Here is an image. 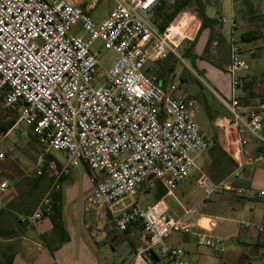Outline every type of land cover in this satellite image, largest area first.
I'll return each instance as SVG.
<instances>
[{"label":"built area","instance_id":"built-area-1","mask_svg":"<svg viewBox=\"0 0 264 264\" xmlns=\"http://www.w3.org/2000/svg\"><path fill=\"white\" fill-rule=\"evenodd\" d=\"M70 1L0 0V98L4 107L18 113L17 123L0 131V210L9 190L1 144L19 123H25L34 128L46 153L59 154L66 161L49 162L52 178L81 166L93 172L94 190L84 211L95 243H103L112 230L125 232L136 222L144 226L135 257L113 264H151L155 255L173 264H188L185 250L165 241L203 227L171 217L164 200L143 206L138 195L154 184L171 195L181 181L196 173V158L215 145L197 122L196 101L187 100L176 83L164 89L157 76L147 72L170 54L180 58L182 41L190 38L179 32L185 27L184 18L175 29L171 24L161 32L154 15L163 0H113L114 8L100 22ZM174 37L182 40L175 42ZM98 42L116 55L110 68H104L95 51ZM231 50L227 71L236 91L239 72L247 62L234 41ZM218 97L231 115L230 145L240 152L248 143L247 134L264 145V104L246 105L237 94ZM257 161L263 163L264 155L245 163ZM245 163H239L238 169ZM199 183L205 201L234 189L229 182L216 183L203 174ZM243 191L238 189L240 194ZM50 194L21 222L34 225L50 213ZM197 235L199 247L226 252L223 238Z\"/></svg>","mask_w":264,"mask_h":264},{"label":"crops","instance_id":"crops-1","mask_svg":"<svg viewBox=\"0 0 264 264\" xmlns=\"http://www.w3.org/2000/svg\"><path fill=\"white\" fill-rule=\"evenodd\" d=\"M94 7H95V3L93 2L89 5H86L83 8H85L90 15V11H92ZM181 14L186 15V13L181 12L180 15H178L171 24L175 25L177 19L179 18V16H181ZM155 15H154V20H155ZM209 17L215 18L216 16L214 15ZM222 23L223 24H221L220 22L218 26L220 28V32L222 33L225 39V44L229 43V48L231 51L230 53H232L231 50L232 41L236 42L235 36H237L238 33L237 22L234 20L232 22L231 27L228 30H226L225 28L224 18L222 19ZM200 25H201V21L198 22L197 29L194 32L193 38H189L182 42L181 47L179 49V54L186 49V47L188 46L187 44L188 41L194 40V38L198 33ZM241 34H240V39H241ZM209 36H210L209 29L202 31L199 34L198 39L196 41V45L193 47V54H195L196 58L195 59L191 58L190 60L194 62L196 66L200 70H202L206 75L215 74L216 76H218L219 80L217 79V83L220 85V88L222 89L221 91L224 92L226 99H229L233 94H237L241 98L242 94L248 92L244 89L243 87L244 84L247 83L248 81H252L254 75L253 73L252 74L250 73V70L252 69L250 64L252 62L251 59L252 57L255 56V54H250V56H248V54L241 55L242 58L246 60L249 71H245L243 74L239 73L241 83L239 88L236 91H234L232 86V77L227 71L228 67H226V71H224L225 69L223 70L220 67L214 65L213 63L207 62L202 58L204 54H208V52L205 51V48ZM255 40L251 42H244L241 40V46H243L244 48L249 46L251 47V45L255 44ZM218 42L219 41L216 39L213 42L212 46L218 45ZM180 60L182 61L181 58ZM253 60L256 61L259 59L256 58ZM155 65H157L156 69L153 68ZM160 67L161 65L157 64L156 62L149 67L147 72L150 75H153V72L159 70ZM222 72L226 73V75L229 77L230 88L228 91H225L221 84L222 83L221 78H223L221 74ZM172 77L173 75L169 77V79L165 83L166 85H164V89H169V85L171 83H174V80L171 79ZM160 84L163 86V82ZM255 89L256 87H254L253 93L249 94L250 97L255 96L254 94ZM185 97L187 98V100H189L187 96ZM223 109L225 110L224 107ZM263 114H264V110H263ZM197 115H196V119H197ZM201 128L205 133L213 137V135L211 133H208L206 130H204L202 126ZM245 138L248 140V143L247 145L241 148L240 152L237 149L233 148L234 154L237 153L236 158H234L231 150H229L225 146L219 145L217 142L218 146L221 149V152L224 151L227 153V157L222 158L221 166L224 168L225 165L228 166L231 165L230 167L233 168V171L230 174H232V176H234L235 179L238 178L237 180L239 182L241 181L243 183L242 184L243 187L239 188L244 190L243 193L241 194L238 193V190H237V194H234V192H232L235 189L233 181L229 182L228 179H225L230 174L228 175L216 174L217 171H220L219 168L221 166H219L218 165L219 163L215 160L216 155L212 151L214 147H211L207 152L203 153L201 156H198L196 158L198 164V170L196 172H199L200 174L207 176L209 179H211L213 182L216 183L229 182L232 184L234 189L232 191H227L214 195L213 196L214 202L208 207L198 206L199 201L193 199L191 191L188 187L182 189L179 187L177 188L179 190L178 193L173 191L171 195L166 194L163 197V199H161L164 200L165 203L167 204L169 208V215L171 217L183 221H192L194 223H198L201 227H203V229H198V228L195 229L194 232L181 233L182 235L179 238H177V240L172 241L170 245L168 244L171 247H179L185 250V252L188 255V259H187L188 264H193L194 262H195L194 264H214V262H217V259L214 258V255L220 256V255H224L225 253H229V257L225 261V264H257L258 263L257 255L261 251V249L264 248L260 245L261 243H264L263 241L264 231L258 232L257 230V227L264 228V162L260 163L257 161L252 165H248L245 162H247L250 158L256 159L259 157V155L261 154L264 155V145L258 142L250 134L245 135ZM219 153H217L218 156H220ZM228 153L230 154V156L232 155L231 158L228 155ZM53 161L59 162V164L62 163L58 161L56 157ZM239 163H245L244 168L241 170L238 169ZM82 167H84L89 173L90 186L87 191V194L84 196V202L82 205L83 215L85 216L84 218L82 216L81 219L82 226L80 229L81 232H79L80 234L78 241L75 240V238L78 232L77 229L79 225L76 226V223L75 224L73 223V221L75 222L76 220L77 213L75 212L73 214V207L66 209L64 206L63 184L65 181L68 180L71 174L60 177L64 180L60 184H58L59 186L57 185V183H59L60 178L56 179L51 177L54 182L50 188V192L58 191V190H60L61 192L60 205L62 210L60 214V223L63 227V230L58 229L57 231H55L53 226V222H52L53 217L49 215L43 217L42 220H40L38 223L34 225H28L21 222L22 217L32 214L35 210H37L39 206L37 208L35 207L31 208L32 213L27 215L20 212L23 210L27 211L30 209H24L21 203L18 202L17 200H13V199L8 200L10 202L6 203L11 188V184H10L9 190L4 197V206L1 210L6 209L4 208L6 204H7L6 207L9 209L0 216V224H2L5 227L7 233L11 234V236L0 237V264H4V261L2 260L3 255L8 256V260L9 262L11 261V264H103L101 257L100 256L98 257V254L101 252L103 253L104 251V248H101L100 244L106 245V243L109 242H103L100 244L95 243L91 238L89 230L86 227L85 218L88 217L85 214L84 207L87 198L94 190V184L92 182V176L94 174L85 166ZM2 169H4V171L7 172L6 161L2 165ZM237 173L239 174L237 175ZM33 185L34 187H36L35 183ZM162 190H163L162 186L154 184L149 191L150 192L154 191L155 199L156 201H158L157 195L160 192L162 193ZM142 192L145 193V190L141 189V191L138 194L139 197L140 194H143ZM30 193L31 191L27 192V196ZM168 197L174 199L175 203L177 204V209L173 205H171L170 202L166 200V198ZM215 197H218V199L216 200ZM203 200H204V196H203ZM219 230L220 232H218ZM65 234L67 235V240L64 242L60 241V238L64 237ZM128 234H130L131 238L134 237L139 238L138 243L129 241L130 242L129 244H123L125 246L126 251H127V245H129L130 247L129 250H131L133 253L132 258H134L141 244L140 239L141 236L143 235V230H139L138 228L132 227L130 228ZM197 234H206L215 237H221L225 240V242L227 239L230 242V244H228L229 248L227 247V243H226L227 250L223 254H217L213 251L210 252L209 250H204L198 246L199 237ZM110 244L112 245V250L113 251L116 250L114 245L112 243ZM94 245H96L98 250L95 248ZM156 256L157 258L155 260L153 259L154 257L151 258V264H162L161 258L163 256H159V255ZM125 259L126 258L124 257L120 261H125Z\"/></svg>","mask_w":264,"mask_h":264},{"label":"rangeland","instance_id":"rangeland-1","mask_svg":"<svg viewBox=\"0 0 264 264\" xmlns=\"http://www.w3.org/2000/svg\"><path fill=\"white\" fill-rule=\"evenodd\" d=\"M167 1L172 2L173 0ZM93 2L94 0L70 1L73 5L83 7ZM204 2L207 5V14L209 16L215 15L220 19L219 22H221V24H223L222 19L224 18L226 30L231 27L234 20L237 22L238 33L237 36H235V40L236 44L240 48V54H248V56H250V54H255V56L251 59L252 62L250 66L252 69L250 70V73L254 74L253 78L256 87V95L254 97H250L249 93L246 92L241 95V99L246 105L260 107L264 104V38H258L255 40V44L251 45V47L249 46L244 48L241 46L240 34L248 30H257L261 33L264 32V26L262 25L260 19H257L256 17L258 15L261 16L264 13V0H204ZM114 6L115 3L113 0H98L94 9L90 11V15L95 21L100 22L110 14ZM182 13H186V15L181 14L175 25L178 24V21H182V17H184L183 24L185 27L179 32H182L184 36L193 38L198 22L200 21L195 13V7H190ZM216 30V39L220 41L223 35L220 32L219 26ZM181 38L182 37H174V41H181ZM97 50L99 51L98 54L100 61L104 63V68H110L111 62L116 60V55L113 52L106 50L100 42H98L95 46V51ZM230 52L229 43L225 45L220 44L219 46L213 45L210 49V53L208 51V54H204L203 59L207 62L213 63L223 70L225 69L224 71H226V67H228L231 62L232 53ZM256 58L259 60L254 61L253 59ZM177 64V68L174 75L172 74L173 77L171 79L174 80V83L179 85L184 96H187L189 100L196 101L198 108L197 122L204 130L213 135L219 145L225 146L231 150L232 154H234L233 148L236 149V146L234 147V145H230L233 130L228 126V121L231 119V115L226 107L223 106L224 104L222 105L221 101H219L218 96L224 97L225 99L226 96L224 92L221 91L222 89L220 88V85L217 83L218 76L215 74L206 75L188 58L182 59V61H179ZM153 68L156 69L157 65ZM245 71H249L248 66L245 70H241L239 73L243 74ZM221 74L223 77H220L222 87L225 91H228L230 88L229 77L226 73L222 72ZM11 114L15 117L18 115L16 111H12ZM1 151L6 154L5 161L7 164V172L2 169L4 174L3 177L9 181V185L11 184L8 195L9 197L7 198L6 203L10 202L8 200L13 199L20 202L24 209H31L33 207L37 208L50 194L48 180H50L51 175L49 174V164L47 163V159L45 157L47 153L37 141L34 128L26 125L25 123H19L16 130L12 131L9 134V137L1 144ZM228 155L230 156L229 153ZM54 156L58 159V161L62 163L66 162L59 154H55ZM231 157L232 155L230 158ZM230 166L225 165V168ZM44 169L47 177L46 181L40 187L37 194H34V196L32 195V197L27 196V192L30 191L31 186L40 176L43 175ZM216 174L221 173L217 171ZM201 177L202 174L199 172L194 173L189 178L181 181L174 189V192L178 193L179 190L177 188L179 187L181 189L188 187L191 191L193 199L199 201L198 206H210L214 202V197H212L210 201L203 200L204 194L199 183ZM89 178L88 171L81 166L73 168L70 177L63 184L64 206L66 209L73 207V214L75 212L77 213L76 220L75 222L73 221L74 224L76 223V226L79 225L75 238L77 241L80 234L79 232H81V219L82 216L83 218L85 216L83 215L82 205L84 202V196L87 194L90 186ZM225 179H228L229 182L233 181L235 189L232 192H234V194H237V190L240 187H243V183L241 181L239 182L237 180L238 178L235 179L232 174ZM58 184L59 183H57V185ZM142 193L143 194H140L139 197L141 205L146 206L156 201L154 191ZM215 199L217 200L218 197H215ZM166 200L177 209V204L173 198L168 197ZM6 205L4 208H7ZM87 222L88 218H85V224H87ZM218 232H220V230ZM181 235V233L173 234L170 238L166 239L165 243L170 245L172 241L177 240V238ZM129 241L138 243L139 238H131L130 234L118 232L116 230L110 231L107 239L104 241L109 243H106V245L100 244L101 248H104V251L103 253H99L98 257H101L103 264H113L115 261H120L124 257L126 258L125 260H130L133 257V253L129 250V245H127V251L123 245L129 244ZM110 243L114 245L116 250H112V245ZM226 243L229 248L228 244H230V242L227 239ZM96 245L94 246L97 249ZM201 248L209 250L204 247ZM209 251L212 252L211 250ZM228 257L229 253H225L220 256L214 255V258L217 259V262H214V264H225ZM257 262L259 264H264V248L258 253ZM161 263L173 264L172 262H169L166 257L161 258Z\"/></svg>","mask_w":264,"mask_h":264},{"label":"trees","instance_id":"trees-1","mask_svg":"<svg viewBox=\"0 0 264 264\" xmlns=\"http://www.w3.org/2000/svg\"><path fill=\"white\" fill-rule=\"evenodd\" d=\"M190 7H195V13L197 14L199 20L201 21V25L200 28L198 30V33L196 35V37L194 38L193 41H188L187 44L188 46L186 47L185 50H183L180 53V58L184 59V58H188V59H195L196 56L195 54H193V47L196 45V41L198 39L199 34L206 30L209 29L210 30V36L205 48V51L208 52L213 44V42L216 40V29L218 27V25L220 24L219 22V18L215 17H209L207 14V5L205 4L204 0H173V2H168L167 0H163V3L161 5V7L159 8V10L157 11L156 15H155V24L158 26L159 30L161 32L165 31L166 28H168L171 23L176 19V17L183 11L187 10ZM257 19H260L262 25L264 26V13L261 16H256ZM264 38V32L261 33L257 30H248L245 31L241 34V40L244 42H251L255 39L258 38ZM224 45L225 44V39L222 36L221 40L218 42V45ZM182 54V56H181ZM180 58L176 57L174 54H170L165 60L163 61H158L157 64L161 65L159 70H156L153 72V75H156L159 82L162 83L163 82V87L164 85H166L165 83L167 82V80L169 79L170 76H172V74L174 75L175 70L177 68V63L180 60ZM203 58V57H202ZM163 62V64H162ZM176 62V63H175ZM218 67V66H217ZM253 81V82H252ZM252 81H248L247 83L244 84V89L246 91L249 92V94L253 93L254 87H255V82L254 79L252 78ZM255 94V93H254ZM256 95V94H255ZM0 106H1V112H0V131H8L9 129H11L18 121L17 115L16 117L13 116L12 110L6 108L3 106L2 104V100L0 98ZM263 135H264V130H263ZM214 148L212 149V151L215 153L216 157L215 160L219 163L218 165L221 166L222 164V158L223 157H227V153L221 152L220 147L217 144V141L215 139V145L213 146ZM215 149V150H214ZM220 152V153H219ZM220 154V156H218V154ZM46 159H47V163L49 164V162L53 161L55 159V156L52 153H47L45 155ZM219 173L224 174V175H228L233 171V168L231 167H220L219 168ZM44 173L42 176H40L35 184L36 187H34V185L31 186V193L28 196L32 195L34 196V194H37L40 190V187L44 184V182L46 181L47 177L45 174V169L43 170ZM64 179L60 178L59 180V184L63 181ZM53 183V179L50 178V180H48V184L51 188ZM166 195V191L163 189L162 193L160 192L157 195V200H161L163 199V197ZM51 200H52V208H51V212L50 213H46L44 215L45 216H51L52 218V222H53V226L55 231H57L58 229L63 230V227L60 223V214H61V192L60 190L58 191H52L51 194ZM9 208L3 209L0 211V216L5 213ZM20 213L23 214H30L32 213L31 209L27 210V211H21ZM54 215H53V214ZM52 214V215H51ZM138 228L139 230H143L144 226L142 225L141 222H136L135 224H133V226H131L130 228ZM130 228L123 232L128 234ZM7 236H11V234L7 233L5 227L0 224V237H7ZM67 240V235L65 234L64 237L60 238V241L64 242ZM262 247H264V243L260 244ZM157 258V256H154V260ZM2 260L4 261V264H11V261L9 262L8 260V256L7 255H3Z\"/></svg>","mask_w":264,"mask_h":264},{"label":"bare ground","instance_id":"bare-ground-1","mask_svg":"<svg viewBox=\"0 0 264 264\" xmlns=\"http://www.w3.org/2000/svg\"><path fill=\"white\" fill-rule=\"evenodd\" d=\"M173 29H175V26L173 25ZM239 153V152H238Z\"/></svg>","mask_w":264,"mask_h":264}]
</instances>
